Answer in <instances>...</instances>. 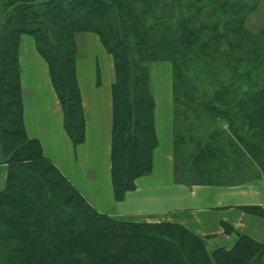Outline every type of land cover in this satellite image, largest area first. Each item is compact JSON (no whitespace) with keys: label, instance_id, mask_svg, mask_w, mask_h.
Returning a JSON list of instances; mask_svg holds the SVG:
<instances>
[{"label":"trees","instance_id":"16d2710c","mask_svg":"<svg viewBox=\"0 0 264 264\" xmlns=\"http://www.w3.org/2000/svg\"><path fill=\"white\" fill-rule=\"evenodd\" d=\"M0 1V18L8 8L13 9L0 22V124L11 127V131L0 130V158L9 167L6 188L0 193V264H15L14 256L25 255L34 257L35 264H250L264 256V244L248 237H240L230 250L209 254L205 239L183 227L118 222L99 214L45 158L39 141L27 138L19 62L21 37H33L38 53L48 63L65 113L67 135L79 146L85 141L86 116L76 75L77 37L85 33L99 36L115 65L111 162L118 201L134 191L137 179L153 170L158 141L149 68L157 62L172 64L177 102L181 100L195 112L206 108L227 121L238 145L232 146L231 153L236 156L230 163L235 170L246 163L237 152L239 145L263 167L264 79L258 90L250 85L252 74L244 72L251 90L240 94L236 89L244 66L262 64L263 34L247 31L242 18L251 0H190L185 5L180 0ZM220 45L227 47L221 60L231 78L218 86L213 98L205 99L216 102L218 109L203 103L200 107L201 100L187 95L191 81L183 75L195 59L217 61ZM206 68L209 72L210 67ZM199 139L189 160L192 171L197 172V179L214 180L210 162H215L221 148L212 141L213 134L204 143ZM179 169L184 170L183 166ZM56 184L67 195L64 199L53 196ZM241 210L264 218L263 207ZM6 234L11 235L8 242Z\"/></svg>","mask_w":264,"mask_h":264},{"label":"crops","instance_id":"0c3cea01","mask_svg":"<svg viewBox=\"0 0 264 264\" xmlns=\"http://www.w3.org/2000/svg\"><path fill=\"white\" fill-rule=\"evenodd\" d=\"M81 35L85 55L77 61L76 75L86 116L84 143L74 146L69 139L48 63L38 53L34 38L24 35L19 62L27 138L39 141L45 158L101 215L118 222L183 227L205 239L210 254L232 249L242 236L264 244V218L241 210L248 206L264 208V181H190L177 164L173 106L169 111L164 109L154 94L158 144L153 170L137 179L134 191L127 192L122 200L115 198L111 162L114 58L98 35ZM4 184L5 171L0 167V190Z\"/></svg>","mask_w":264,"mask_h":264},{"label":"rangeland","instance_id":"374dc122","mask_svg":"<svg viewBox=\"0 0 264 264\" xmlns=\"http://www.w3.org/2000/svg\"><path fill=\"white\" fill-rule=\"evenodd\" d=\"M183 5L191 3L190 0H180ZM1 1H0V8H1ZM248 4V2H247ZM16 6L17 3H14ZM241 5V3H240ZM13 9L8 8L6 13L3 15V17L0 18V22H4L7 18V14H9ZM242 17V16H241ZM244 19V26L245 29L251 33L260 34L262 33V41L264 43V0H251L249 2L248 11L245 13V15L242 17ZM81 36L78 37V47H79V55L78 60L80 57L85 55L83 51V43L81 42ZM217 52L219 55H217V61H214V58L211 62L205 61L206 58L202 59L201 61H195L198 59L193 60L190 68H187L185 71V74L183 75L186 80L191 81V89L189 92H187V95L189 97H196L198 101L201 102L198 106L202 107V103L204 106L212 105L215 109L219 108V105H215V103H207L205 99L213 98V94L215 92L217 93L218 89L222 84L228 83L231 78V73L226 69V64L221 60L222 55L224 53H228L227 47L224 45L217 46ZM262 58L261 62L262 64L259 65L258 68H254L252 65L244 66L243 68V77L241 78V81L236 84V89L239 90L241 93H246V91L251 90L247 85V78L246 74L244 72H250L252 77L254 79H250L251 81L250 85L252 84L254 87H257V89H261L263 86H260L258 83L260 80L264 79V45H263V51H262ZM206 63H209L206 65ZM210 67V71L207 72L206 66ZM189 67V66H187ZM242 69V68H241ZM219 71L218 74H215ZM215 72V73H214ZM150 73V86L152 87L151 90H153L152 94H154V97H156L157 103L163 104L164 109L170 110L173 106V120H174V126H175V142L180 138L182 139L179 141L176 145L177 150V164L178 167L183 166V169L185 170V174L190 179V181H200L201 183H225V179H229V183L234 181L240 180L243 182L246 181H253L257 179H262L264 181V166L262 167L259 165L256 161L253 160V158L249 155L247 152L241 151L243 147L239 145L237 148V152H239L242 157V162L246 163L242 168H238L237 170L234 169V167L230 164L232 163V158H236V156H233L231 153L233 151V148L238 146L236 143V138L233 137L231 129L227 123L226 120H223L219 115L213 112L206 111V108L195 112L192 108H187L184 104L181 103V100L177 102L176 100L179 99V93L175 94L173 90L174 86V69L170 62H157L150 65L149 68ZM207 78L214 79L213 84L209 83ZM217 80V81H216ZM246 83V84H245ZM244 84V85H243ZM193 85V86H192ZM251 85V87H252ZM195 86V87H194ZM190 87V86H189ZM197 87V88H196ZM258 89V90H259ZM207 94V96H206ZM172 96V98H171ZM178 98V99H177ZM189 102V100H186ZM196 101V102H198ZM178 103V104H177ZM203 106V107H204ZM191 107H194V104L192 103ZM179 120H178V119ZM10 130L11 127L5 124H0V130ZM177 132V133H176ZM245 133V131H244ZM177 134V135H176ZM214 136L213 142L218 143L221 148L220 151L215 153V162H210V170L212 172V177H214V180H208V179H197V172L192 171V168L190 165L191 160L190 156H193L192 153H196L197 147L196 142L200 140L199 138H202V141H206L210 135ZM247 134V133H245ZM234 147L232 148V146ZM241 146V147H240ZM244 150V149H243ZM215 151V147L214 150ZM236 151V149H235ZM245 154H243V153ZM187 161V162H186ZM264 163V161H263ZM0 167H3V170L5 171V184L3 188L0 190V193L5 190L8 177H9V167L7 164H5V161L0 158ZM191 169V173L194 175L195 179H192V174H189L188 171ZM195 169V168H194ZM194 172V173H193ZM209 174L203 175V177H208ZM218 179V180H217ZM137 181V180H136ZM231 181V182H230ZM243 182V183H244ZM238 183V182H237ZM232 184V183H231ZM56 186V187H55ZM53 187L54 191V197H60L61 199H64L65 193L61 191L59 188V185L56 184ZM1 187V186H0ZM68 200V199H67ZM64 203H66V201ZM70 202V201H69ZM75 204H71L70 207H73ZM12 210H6L7 212H11ZM11 235L6 234L5 235V241H10ZM206 244V243H205ZM226 250V249H225ZM206 251L209 253L207 246ZM216 252V251H215ZM198 254V252H196ZM195 254V255H197ZM210 254V253H209ZM14 258L17 259V261L13 260L15 264H35V259L32 256H14ZM158 264H168L167 262H159ZM250 264H264V256L260 259L252 260Z\"/></svg>","mask_w":264,"mask_h":264}]
</instances>
